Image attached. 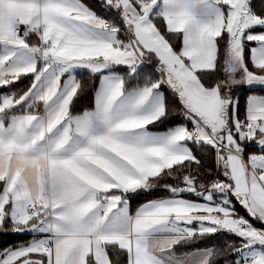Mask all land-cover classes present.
Returning <instances> with one entry per match:
<instances>
[{
    "label": "snow or ice",
    "instance_id": "snow-or-ice-1",
    "mask_svg": "<svg viewBox=\"0 0 264 264\" xmlns=\"http://www.w3.org/2000/svg\"><path fill=\"white\" fill-rule=\"evenodd\" d=\"M0 237V264H264V0H0Z\"/></svg>",
    "mask_w": 264,
    "mask_h": 264
},
{
    "label": "trees",
    "instance_id": "trees-1",
    "mask_svg": "<svg viewBox=\"0 0 264 264\" xmlns=\"http://www.w3.org/2000/svg\"><path fill=\"white\" fill-rule=\"evenodd\" d=\"M238 211L241 213V215H244L245 212L243 210H241L242 208H240L239 206H237ZM9 242H12L11 239H9ZM0 246H3V238L0 237Z\"/></svg>",
    "mask_w": 264,
    "mask_h": 264
},
{
    "label": "crops",
    "instance_id": "crops-1",
    "mask_svg": "<svg viewBox=\"0 0 264 264\" xmlns=\"http://www.w3.org/2000/svg\"><path fill=\"white\" fill-rule=\"evenodd\" d=\"M241 210H243V209H241ZM244 211V210H243Z\"/></svg>",
    "mask_w": 264,
    "mask_h": 264
}]
</instances>
